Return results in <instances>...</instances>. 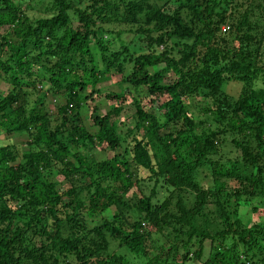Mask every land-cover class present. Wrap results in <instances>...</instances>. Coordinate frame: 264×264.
<instances>
[{"label": "trees", "instance_id": "obj_1", "mask_svg": "<svg viewBox=\"0 0 264 264\" xmlns=\"http://www.w3.org/2000/svg\"><path fill=\"white\" fill-rule=\"evenodd\" d=\"M259 77L264 0H0V264H264Z\"/></svg>", "mask_w": 264, "mask_h": 264}, {"label": "rangeland", "instance_id": "obj_2", "mask_svg": "<svg viewBox=\"0 0 264 264\" xmlns=\"http://www.w3.org/2000/svg\"><path fill=\"white\" fill-rule=\"evenodd\" d=\"M45 2L43 3H37L36 2V6L34 8L38 9V12L37 14L39 15H42L43 14V9L42 8V5H44ZM126 40V39H125ZM141 42L138 41V40H135L134 43H133V47L135 49L139 48L140 47ZM116 48H118V44L116 43L114 45ZM232 83V82H230ZM227 84V86H225V91L232 94V95H236L238 94L239 92V89H240V86L238 84ZM257 84L260 85V86H263L264 85V79L262 77H259L258 80H257ZM105 87H107L108 89H114V88H118V86L116 84H113L110 80H107L105 82H103V84ZM10 86L8 84H5L3 82L0 81V94H4V92H6L8 90ZM44 88H46V86H44ZM43 88V89H44ZM47 97H48V100H49V104H48V109L50 110V113L52 114L51 117L54 118L55 117V112H56V107L59 103H62V100H60V97L57 96V97H52L50 94H47ZM98 105H99V110L100 112H104L105 109H106V106H105V102H98ZM200 105H203L201 102H200ZM193 108V107H192ZM194 109V108H193ZM125 112L122 116V123L124 124H120L119 127H120V131L121 133L124 132L126 130L127 127L130 126V123L132 122V114H133V109H131L129 106L127 108H125ZM193 113L196 114L195 116L197 118H202V113L197 111V110H193ZM89 111H87L86 108H83L82 110V119H83V123L85 124L86 128L89 130V132L91 133H94L95 130H96V127L92 126V122L90 120V117H89ZM1 137H5V135H2ZM6 139L5 138H2ZM23 139H25V136L23 135H15L14 137L10 138V141L12 142V144H16L18 145L19 147V152L21 153L24 149H26V146H23L21 145ZM92 154L97 158V159H103V158H109V157H112L113 155V152L109 151L108 149L106 150H101V149H97V148H92ZM54 178H57L56 176H53ZM62 184V182H60ZM153 186V182H146V183H143V185H141V189L143 190L144 193H149L151 187ZM132 191H136L135 189H133ZM157 191H158V195H156V199L159 197L160 199L163 198L164 196V188L158 186L157 187ZM130 195V194H129ZM241 210H240V217L243 215H247V217H250L252 218V214H248V210L249 208H245V207H241ZM112 215V212L109 211L108 212V216ZM212 217V216H211ZM211 217L210 218H206L207 220H209V222H211ZM246 219V218H244ZM119 252H124L123 250H119L117 249ZM209 251V245H208V242L206 243L205 245V249H204V254L206 255ZM133 261L136 263V264H139V262H137V260L133 259ZM188 264H196L195 262L193 263H188ZM199 264V263H197Z\"/></svg>", "mask_w": 264, "mask_h": 264}]
</instances>
